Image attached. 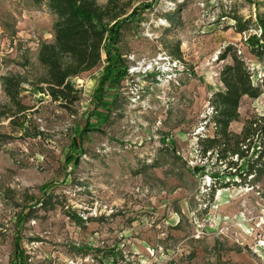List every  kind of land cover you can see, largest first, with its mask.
<instances>
[{
    "label": "rangeland",
    "instance_id": "obj_1",
    "mask_svg": "<svg viewBox=\"0 0 264 264\" xmlns=\"http://www.w3.org/2000/svg\"><path fill=\"white\" fill-rule=\"evenodd\" d=\"M128 1L140 8L122 25L112 71L105 50L73 78L82 95L69 111L33 84L55 17L28 0H0V76L27 78L28 106L6 115L0 85V264H264V176L224 186L229 164L200 153L214 133L210 100L223 88L228 45L264 84V56L219 16L236 10L255 22L264 0ZM177 46L174 68L164 58ZM240 114L236 132L264 116V92L243 98ZM234 160L236 169L245 161Z\"/></svg>",
    "mask_w": 264,
    "mask_h": 264
},
{
    "label": "trees",
    "instance_id": "obj_2",
    "mask_svg": "<svg viewBox=\"0 0 264 264\" xmlns=\"http://www.w3.org/2000/svg\"><path fill=\"white\" fill-rule=\"evenodd\" d=\"M28 1L36 6H44L55 17L54 39L51 42H43L38 50V61L44 68V74L33 84L41 93L50 95L62 107L72 111L82 95L81 89L73 83V78L96 68L103 61L105 50L108 62L105 70L110 74L115 62L114 53H118L117 45L121 38L122 25L132 19L140 7H133L128 0H107L104 4L97 0ZM221 13L219 18H231L233 22L230 25L237 33H248L250 52L262 58L264 12L256 14L255 22L251 17H243L236 10H223ZM173 54V59L180 61L182 56L178 46ZM229 58L231 62L227 63L220 73L223 88L216 91L210 100L212 117L209 123L213 124L214 133L203 137L200 142L203 158L208 154H217L223 165L229 164V174L222 173L220 176L224 186L228 185V182H225L226 177L234 179V175H237L247 182L264 176V116L248 118L240 132L231 129L233 122L240 121L242 99L258 98L264 92V84H255L251 67L234 44L228 45L220 56L221 60ZM125 72L119 73L118 76L122 77ZM108 78L109 75L105 76L102 84ZM25 81L27 78L19 73L0 76V85L12 104L6 115L12 113V116H16L17 113L27 111L28 106L21 99ZM12 120L13 123H18L16 118ZM18 125L25 129L23 122ZM258 139L261 140L259 145ZM79 157L69 156L68 161L78 165ZM235 157L245 160L238 169ZM234 169L236 171L232 172ZM48 187L49 184H45L42 189L46 190ZM217 189L215 180L211 188L212 197Z\"/></svg>",
    "mask_w": 264,
    "mask_h": 264
},
{
    "label": "built area",
    "instance_id": "obj_3",
    "mask_svg": "<svg viewBox=\"0 0 264 264\" xmlns=\"http://www.w3.org/2000/svg\"><path fill=\"white\" fill-rule=\"evenodd\" d=\"M165 61H167L172 67L179 68L181 67V63L179 60H175L172 57L166 56L164 58Z\"/></svg>",
    "mask_w": 264,
    "mask_h": 264
}]
</instances>
